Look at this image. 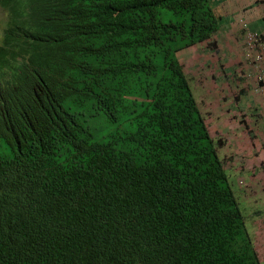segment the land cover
Masks as SVG:
<instances>
[{"label": "trees", "instance_id": "obj_1", "mask_svg": "<svg viewBox=\"0 0 264 264\" xmlns=\"http://www.w3.org/2000/svg\"><path fill=\"white\" fill-rule=\"evenodd\" d=\"M0 6L52 82L0 115V264H262L192 92L234 69L181 54L218 30L210 0Z\"/></svg>", "mask_w": 264, "mask_h": 264}, {"label": "clouds", "instance_id": "obj_2", "mask_svg": "<svg viewBox=\"0 0 264 264\" xmlns=\"http://www.w3.org/2000/svg\"><path fill=\"white\" fill-rule=\"evenodd\" d=\"M0 13L2 14V17H0V115H2L3 112L9 108V106H14L20 100L26 101V96L30 91L34 89L37 90L43 86L51 85L52 82L51 75L49 74L50 72L47 69H44L43 72L33 69V66L35 65L34 57L36 56V48L34 47L31 49L30 45L27 46L26 50H22L20 48V41L21 39H25L26 32L24 36L18 35L17 37L20 39H17L16 41H11L9 39L6 40L5 36L9 34V30L11 28L9 12L7 8L0 6ZM263 31L264 30L254 32L247 29L244 31L245 36L242 39V58L243 61H245V63L252 69V79H250L252 85L246 89L245 87H248L249 84L248 82H245L238 88V90H235V93L231 96H226V94H228V88L221 87L218 89L216 87V89L222 92L221 98L224 99L222 101L219 96V100L222 101L221 106L223 109L218 113L219 116H217L216 113L217 105L212 101H210L207 105V107H210L208 110H203L200 106H198L202 116L204 117L207 131L210 136L213 138H221L225 142L218 150V153L220 154L224 167L226 168L227 176L229 175L236 185L234 189L237 191L238 198L240 199L243 191H248V194L246 193L244 195L247 199L251 190L256 191L257 189L264 188V162L262 164H250L248 167L243 164V154H245L244 150L246 149V144L249 145L248 151H252L254 147L261 144H263L261 148L264 146V140L261 139L262 137L259 136L257 131L258 122H264V118L262 117L264 110L261 106L260 96L257 91V89H260L261 85H264V68L261 66L264 56L261 49L262 46H264ZM247 33H258L260 35V46L259 50L257 49L256 51L261 52V59L257 63L254 62V60H251L253 59V56H248L247 58L245 55L246 51L244 49V43ZM210 41L213 42V46L207 44ZM215 41L216 38L212 35L209 39H205L199 43H193L186 49H182L181 54L190 60V64L187 66L190 65L191 67H199L204 66L203 64H208L214 68L212 63L213 60H211L212 55L215 59H221L217 54V45ZM198 59H200V61H198ZM226 69H230V67L226 66ZM224 70L225 68L217 69L216 75L219 74L221 78H224L221 76L223 75ZM257 76H261L262 80H257ZM203 81L206 82V80ZM200 88L205 90V87L203 86H200ZM200 88L196 91L195 88L192 89L195 100V95L198 91H200ZM241 88L243 89L244 94L240 95L239 98H235ZM248 102L250 104H248ZM219 119L223 122H220ZM231 120L238 124V126L235 127L234 133L232 130L229 132L226 131V125L232 124ZM220 123H222V125H220ZM234 138H237V142L230 143V141ZM236 146H239L242 149L243 154L235 148ZM257 169L260 171L262 170L260 173L261 179L256 181L261 183L253 187L256 182H251L254 179L253 174L256 173ZM228 171L231 172V176ZM246 212L248 214L252 213L248 212V210ZM254 213H257V210H255ZM253 216L254 215H252L251 218H253ZM251 227L252 225L249 222V233Z\"/></svg>", "mask_w": 264, "mask_h": 264}, {"label": "crops", "instance_id": "obj_3", "mask_svg": "<svg viewBox=\"0 0 264 264\" xmlns=\"http://www.w3.org/2000/svg\"><path fill=\"white\" fill-rule=\"evenodd\" d=\"M212 12L215 16L219 18V27L218 30L213 34L216 38L217 45V54L220 58H224L223 55L228 57L231 55V60L235 61L234 64L228 66L230 69H234L232 76L236 79L231 83V87L234 90L243 85L245 82H248L249 88L252 85L250 79H252V69L248 64L243 61L242 58V39L245 36V30H252L254 32H260L264 30V0H210ZM262 51L264 54V46H262ZM229 58V59H230ZM238 61V62H236ZM237 64L239 66H237ZM235 66L234 68H232ZM261 66L264 68V56ZM264 71V69H263ZM240 77L243 78V82L238 85ZM245 81V82H244ZM243 91V89L241 88ZM248 104H250L248 102ZM235 110V109H233ZM231 125H226V131L230 130L235 131V127L238 124L231 120ZM257 131L261 139L264 140V122L260 121L257 125ZM237 142V138L230 141V143ZM263 144L254 147L252 151L249 150V145H245L244 153L239 146L235 148L239 150L243 156L244 166H249L250 164H262L264 162V146ZM231 150V147H230ZM262 170H256L254 179L251 183H255L257 180L261 179ZM250 180V179H249ZM264 180V178H263ZM261 182H256L254 186H257Z\"/></svg>", "mask_w": 264, "mask_h": 264}, {"label": "rangeland", "instance_id": "obj_4", "mask_svg": "<svg viewBox=\"0 0 264 264\" xmlns=\"http://www.w3.org/2000/svg\"><path fill=\"white\" fill-rule=\"evenodd\" d=\"M0 17H2V14L0 13ZM211 57V55H210ZM231 55L226 57L224 56V58L221 59H215L214 56L212 55V63L214 66V69H222L225 68L226 70V64L228 66L234 64L235 61L231 60ZM230 58V59H229ZM198 61H200V59H198ZM238 62V61H236ZM205 65V64H203ZM237 66H239L237 64ZM235 66H233L232 68H234ZM213 69V70H214ZM211 73V71H210ZM208 81H201L199 83V86H203L205 87V90H203V88H200V91H198L196 93V101L198 103V106H200L203 110H208L210 107H207V105L209 104L210 101L214 102L217 105V116L218 113L220 111H222V106L221 103L224 99L221 98V94L222 92L220 90H216L214 89V82L212 81L211 78L207 79ZM208 82V83H207ZM234 85V83H233ZM235 93V90L232 89L231 86H229L228 88V94H226V96H231L232 94ZM219 96L221 98V100H219ZM207 107V108H206ZM221 116V115H220ZM219 118V117H218ZM220 122H223L221 119H219ZM226 122V120H225ZM220 125H222V123H220ZM228 173L231 176V172L228 171ZM227 174V172H226ZM229 177V175H228ZM228 181L231 184L232 188H235V183L232 180V178L229 177ZM248 191H243V193L241 194V200L243 201V205H245L244 211L246 212L248 210V212H252L253 218H251L250 223L252 225V227L250 228V234H251V238L254 241L255 244V249L258 252V257L259 260L263 262L264 264V188L261 189H257L256 191L251 190L248 198L246 199L244 197V195L247 193ZM248 194V193H247ZM247 200V201H246ZM257 210V214H254V211Z\"/></svg>", "mask_w": 264, "mask_h": 264}, {"label": "built area", "instance_id": "obj_5", "mask_svg": "<svg viewBox=\"0 0 264 264\" xmlns=\"http://www.w3.org/2000/svg\"><path fill=\"white\" fill-rule=\"evenodd\" d=\"M264 34V31H263ZM260 35L258 33H247L246 35V40L244 43V49L246 51V57L248 58V56H253L254 62H259L261 59V55H260V51H256L257 49L259 50V46H260ZM257 80H262L261 76H257L256 77ZM259 96H260V102H261V106L263 107L264 110V85L260 86V89L258 90ZM262 117L264 118V114H262Z\"/></svg>", "mask_w": 264, "mask_h": 264}]
</instances>
